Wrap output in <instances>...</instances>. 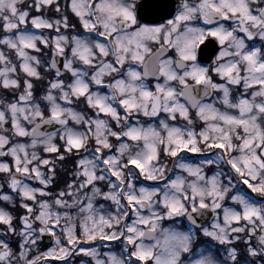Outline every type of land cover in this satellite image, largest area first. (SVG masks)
<instances>
[{
  "label": "snow or ice",
  "instance_id": "1",
  "mask_svg": "<svg viewBox=\"0 0 264 264\" xmlns=\"http://www.w3.org/2000/svg\"><path fill=\"white\" fill-rule=\"evenodd\" d=\"M0 88V264L264 257V0H0Z\"/></svg>",
  "mask_w": 264,
  "mask_h": 264
},
{
  "label": "flooded vegetation",
  "instance_id": "2",
  "mask_svg": "<svg viewBox=\"0 0 264 264\" xmlns=\"http://www.w3.org/2000/svg\"><path fill=\"white\" fill-rule=\"evenodd\" d=\"M29 2H30V0H29ZM179 2V0H174V3H178ZM60 3H61V5H62V7H63V5H64V0H60ZM70 19H72L73 20V22H75L76 21V18L74 17V16H72V17H70ZM78 26V28H80V26L79 25H77ZM81 30H82V28H81ZM45 34H47V32L45 31ZM102 39V38H101ZM257 44H259V41H257ZM41 47L43 48V46L41 45ZM217 49H218V45H217ZM44 53H48V49H44ZM48 58V56L47 55H45L44 56V59H47ZM134 67H138L137 65H133ZM149 80L151 81V84L154 86L155 85V83H156V80H155V78H153V77H149ZM161 82H163L162 80H161ZM37 91H38V93H39V91H40V89H39V87H38V89H37ZM107 90H105V92H106ZM0 98H3V99H6V100H11L12 99V95H11V93L10 92H5L2 88H0ZM219 106V105H218ZM141 121H147L148 120V118H146V117H140L139 118ZM152 123H157V120H155V119H153L152 120ZM181 123H183V122H181ZM48 130H53V129H48ZM19 140H20V142H26L27 141V138H19ZM46 155V154H45ZM188 157H189V160H190V162H192V163H198L199 162V160L202 158V156H200V155H198V154H188ZM59 167V166H58ZM67 167L70 169L71 168V163H69L68 165H67ZM169 167L171 168L172 167V165L171 164H169ZM62 171V170H61ZM179 170L177 169V170H175L174 172H171L170 173V175H173V178H174V175H175V172H178ZM69 181H71V172L69 171L68 173H67V177H66ZM150 182H152V183H156V182H153V181H146V182H144L145 183V186H147L148 184H152V183H150ZM33 183H35V182H33ZM161 183H163V181H161ZM61 187H62V185H61ZM56 191H59V189H56ZM102 202V201H101ZM107 203H110V202H107ZM5 205H4V203L2 202V201H0V207H4ZM97 207H99V204H97ZM7 208L10 210V211H12L13 212V214L15 215V214H17V212H19L20 214H22L23 213V210L22 209H16V208H12V206L11 205H8L7 206ZM73 213H75V209L73 210ZM131 221H129V223H130ZM57 231H59V229L57 228L56 229ZM244 234L243 233H241V236H243ZM258 235H259V232H258V234L256 235V236H253L252 238H251V240L249 241V238L248 237H244V239L246 238V240L248 241V245L250 246H258L257 245V241H258ZM17 240V237H15V236H12V241H13V244H15V241ZM245 242H241L240 240H238V242H237V245H239L241 248H244L245 247V244H244ZM117 244V242H109V241H105V242H103V243H100V242H93V247L94 248H96L97 249V251H98V253H99V258L100 259H102V260H106L107 259V253H109V252H116L117 254L119 253V248H117L115 245ZM43 245L44 246H41V247H39V248H37V247H33V249H32V253L31 254H34V255H40L42 252H44V251H47V247H51V246H53V242H51L47 237H45L44 238V240H43ZM45 246H47V247H45ZM30 254V255H31ZM84 259L85 260H87V261H90L91 262V264H95V260H93L91 257H89V256H86V257H84ZM125 259H127V257H125ZM80 260V256L79 255H77V256H75L74 258H73V260H72V264H76V262L77 261H79ZM249 261H254V264H264V257H261V256H256V257H251V256H249ZM38 264H43V261H40V262H38ZM51 264H60V262L59 261H52L51 262Z\"/></svg>",
  "mask_w": 264,
  "mask_h": 264
},
{
  "label": "rangeland",
  "instance_id": "3",
  "mask_svg": "<svg viewBox=\"0 0 264 264\" xmlns=\"http://www.w3.org/2000/svg\"><path fill=\"white\" fill-rule=\"evenodd\" d=\"M148 186H157V184H151V185H148ZM159 186L160 187H162L163 186V183L161 184H159ZM210 224H211V221H209L208 222V224H206V226H209L210 227ZM183 225H184V223H183V221L182 220H180V219H176V220H173V221H163L162 222V224H161V228H167V227H177L178 229H183ZM235 241H237V239H235L234 238V240H233V243H235ZM244 244H245V246L247 245V246H249L248 245V241L246 240V238L244 239ZM251 246V245H250ZM221 253H223V251H221ZM194 258H196V257H194Z\"/></svg>",
  "mask_w": 264,
  "mask_h": 264
},
{
  "label": "water",
  "instance_id": "4",
  "mask_svg": "<svg viewBox=\"0 0 264 264\" xmlns=\"http://www.w3.org/2000/svg\"><path fill=\"white\" fill-rule=\"evenodd\" d=\"M210 218V217H209ZM209 218H207L209 220Z\"/></svg>",
  "mask_w": 264,
  "mask_h": 264
}]
</instances>
